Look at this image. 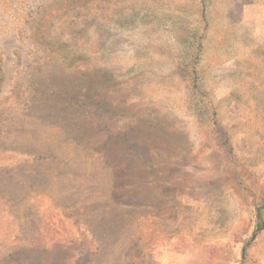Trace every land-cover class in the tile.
<instances>
[{
    "label": "rangeland",
    "instance_id": "obj_1",
    "mask_svg": "<svg viewBox=\"0 0 264 264\" xmlns=\"http://www.w3.org/2000/svg\"><path fill=\"white\" fill-rule=\"evenodd\" d=\"M73 1L0 0V264H264V0Z\"/></svg>",
    "mask_w": 264,
    "mask_h": 264
},
{
    "label": "trees",
    "instance_id": "obj_2",
    "mask_svg": "<svg viewBox=\"0 0 264 264\" xmlns=\"http://www.w3.org/2000/svg\"><path fill=\"white\" fill-rule=\"evenodd\" d=\"M86 1L87 0L73 1V2H71L70 8L81 7ZM46 13L47 12L44 11L40 16L45 17ZM201 17H202V20H204L205 22L207 21V16H206L205 12L201 13ZM38 38H39V41L42 42V46L44 45L46 48H52L51 45L48 43V37L43 35V36H39ZM59 55H61L60 58L65 62V64L67 66H69V67L74 66V65H72L73 60H74V56L69 54V52H61V53H59ZM75 71H77V69H75ZM1 80H3V79H1ZM1 80H0V83H1ZM109 80L110 79H108V81ZM82 92H83V95L77 94V93H72V95H77L76 97L82 100V101L81 100L80 101L73 100L72 104L80 105V104L89 102L92 105L103 110L108 116L112 117L113 119H118L117 111L115 110L114 107H112V105H110L106 101L107 96H103V97L97 96L95 93H93L94 91H92L89 86L86 89H84ZM130 133L131 132L125 133V134H123L117 138L115 137L113 139H115L116 142H122V143L126 144L130 140V137H131ZM25 157H26V159H33L34 162H38V161L45 159L44 156L39 155V154H35V153H27L25 155ZM106 164L107 165L112 164L110 159H108V158L106 159ZM261 200L262 201L264 200V192L261 193ZM135 204H138L139 206H143L144 200L141 199V200L135 201ZM77 222H78V229L83 232V233H81V235L84 236V238L82 237V242H84L83 246H89V247H85L84 250L80 253H77V255H74V254L71 255V254H68V252H66V253L62 252L56 256L57 260L54 264H94V263H92V259L95 256H97L100 252V245L98 244V242H99L98 238L94 235L91 228L88 227V225L85 223L84 220L82 221L79 219ZM257 229L264 230V223L258 222ZM137 250H139V249H137ZM28 261L32 262V264H40V262H36L35 255L32 256L30 254H25V253L21 254L17 259H14V257H13L9 262L14 263V264H30V263H27ZM115 264H118V263H115Z\"/></svg>",
    "mask_w": 264,
    "mask_h": 264
},
{
    "label": "water",
    "instance_id": "obj_3",
    "mask_svg": "<svg viewBox=\"0 0 264 264\" xmlns=\"http://www.w3.org/2000/svg\"><path fill=\"white\" fill-rule=\"evenodd\" d=\"M255 238V235L253 236L252 240ZM245 250H243V254H244Z\"/></svg>",
    "mask_w": 264,
    "mask_h": 264
},
{
    "label": "crops",
    "instance_id": "obj_4",
    "mask_svg": "<svg viewBox=\"0 0 264 264\" xmlns=\"http://www.w3.org/2000/svg\"><path fill=\"white\" fill-rule=\"evenodd\" d=\"M263 233H264V230L262 231ZM264 236V235H263ZM262 239H264V237H262ZM263 242H264V240H263Z\"/></svg>",
    "mask_w": 264,
    "mask_h": 264
}]
</instances>
